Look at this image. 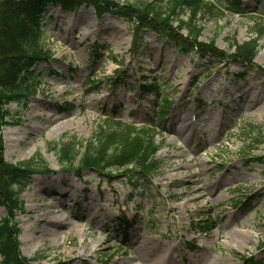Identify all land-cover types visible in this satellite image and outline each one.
Wrapping results in <instances>:
<instances>
[{
	"label": "rangeland",
	"instance_id": "rangeland-1",
	"mask_svg": "<svg viewBox=\"0 0 264 264\" xmlns=\"http://www.w3.org/2000/svg\"><path fill=\"white\" fill-rule=\"evenodd\" d=\"M205 1L217 10L192 16L181 9L182 22L172 29L187 41L188 27L197 26V41L212 39L221 56L180 53L152 32L133 51L125 19L98 18L91 5L75 12L47 7L41 45L50 59L38 64L41 78L25 106H6L9 117L0 126L5 161L33 159L46 168L20 188L22 212L0 206V221L10 217L18 230L19 255L38 258L31 264H109L140 253L146 241L154 249L149 260L170 253V264H246L243 257L264 264V172L251 160L264 154V144L244 132L254 126L264 133V6L243 0L244 13L230 14ZM248 41L257 44L251 65L228 60L234 44ZM154 81L170 103L155 124L160 97L138 90L140 82ZM113 109L122 125L157 127L158 168L136 186L135 174L128 178L121 170L106 169L103 176L66 168L53 150L96 142L111 127ZM183 124L180 138L175 131ZM177 164L183 166L174 169ZM199 192L205 197L188 199ZM243 199L248 206H236ZM52 205L59 206L53 224L45 215ZM46 226L50 234L41 231Z\"/></svg>",
	"mask_w": 264,
	"mask_h": 264
},
{
	"label": "trees",
	"instance_id": "trees-1",
	"mask_svg": "<svg viewBox=\"0 0 264 264\" xmlns=\"http://www.w3.org/2000/svg\"><path fill=\"white\" fill-rule=\"evenodd\" d=\"M259 1L264 6V0ZM161 2L163 5H158L155 0L127 3L115 0H0V126L5 125L6 121L3 123L2 120L9 117L8 112L3 110L6 106L11 103L25 106L26 99L34 93L36 82L41 78V75L35 74L38 64L50 59V52L41 45L44 29L42 21L48 6L58 7L63 12H75L81 6L91 5L98 18L109 13L125 19L132 27L133 51L143 42V34L152 32L161 40L165 38L170 41L180 53L192 52L202 58L221 56L214 48L212 39L207 45L197 41L200 34L197 26L188 27L185 36L187 41L180 40L181 36L172 29V24L182 22L178 19L181 9L195 16L203 11L214 12L217 10L215 7L205 0ZM215 4L230 14L244 13L243 0H215ZM261 16L264 17V11ZM256 47L254 41L234 44L232 54L225 56L237 66H249ZM138 90L142 97L152 93L160 97L151 119L154 124L160 122L167 114L170 103L166 97H161L158 82H142ZM109 122L111 127L103 130L96 142L91 141L80 149L74 143L65 142L54 145L53 150L58 151L59 161L66 168L100 175L110 168L121 170L130 174L128 178L135 174L130 180L133 181L132 186H136L138 181L158 168L159 162L155 155L160 145L154 141L157 127L154 124L140 127L122 125L114 109ZM244 132L256 136V143L264 144V133L259 128L245 126ZM2 151L0 138V206L8 207L11 213L22 212L20 188L33 174L45 173L46 168L36 167L33 159L20 164L9 163L3 159ZM251 160L261 165L264 172V154ZM106 177L111 176L108 174ZM239 205L247 207L248 203L239 202L236 206ZM10 219L7 217L0 221V264H31L37 261L38 258L26 259L19 255L18 230ZM124 220L119 223L126 224ZM202 230L207 232L210 229ZM243 259L246 264H255L251 259Z\"/></svg>",
	"mask_w": 264,
	"mask_h": 264
},
{
	"label": "bare ground",
	"instance_id": "bare-ground-1",
	"mask_svg": "<svg viewBox=\"0 0 264 264\" xmlns=\"http://www.w3.org/2000/svg\"><path fill=\"white\" fill-rule=\"evenodd\" d=\"M253 105V104H252ZM37 115H44L42 113H37ZM60 127V125H59ZM184 124L182 125L181 129H176L175 131V134L178 135L180 138L184 136ZM190 161V160H189ZM183 166V164H177L174 166V169H180L181 167ZM199 180H197L198 182ZM59 193V192H57ZM63 196L67 195V191H64V193L62 194ZM61 193H60V196H62ZM205 195L201 192H199V194H197V196H194L192 198H188L190 200H194V201H197L198 199L200 198H204ZM59 206H56V205H52L49 207L48 211L45 212V215L47 216H51L49 219H52V224L55 222L53 220H56V214L58 212V209ZM89 213V212H88ZM62 226L64 227H68L69 228V225L64 222V224H62ZM44 234H50L51 233V229L48 228V226H46L45 228H43L41 230ZM234 237H237V238H242L244 237L246 240L249 239L248 236H243L241 235V233H238V232H234V234L232 235ZM150 242L146 241L144 242L143 246H140L138 247V251H140V253H136L134 255H132L130 258L128 259H114L112 260L109 264H137V262H140L142 264H170V253L168 254L167 257H161V258H155L153 260H149L148 257L150 255H153L152 253L154 252V249L148 245Z\"/></svg>",
	"mask_w": 264,
	"mask_h": 264
}]
</instances>
